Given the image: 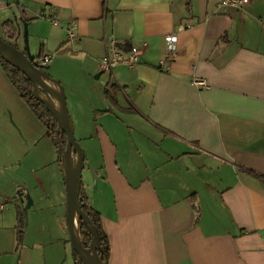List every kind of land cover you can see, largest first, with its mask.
I'll return each instance as SVG.
<instances>
[{"label": "crops", "instance_id": "crops-1", "mask_svg": "<svg viewBox=\"0 0 264 264\" xmlns=\"http://www.w3.org/2000/svg\"><path fill=\"white\" fill-rule=\"evenodd\" d=\"M221 2L0 0V36L20 49L26 28L31 56H49L45 73L64 88L107 264H264V0ZM108 37L140 47L139 63L102 73ZM46 131L0 67V155L8 140L20 160L0 170V264H74Z\"/></svg>", "mask_w": 264, "mask_h": 264}, {"label": "water", "instance_id": "water-1", "mask_svg": "<svg viewBox=\"0 0 264 264\" xmlns=\"http://www.w3.org/2000/svg\"><path fill=\"white\" fill-rule=\"evenodd\" d=\"M24 32V50L18 49L17 46L7 42L0 36V57L17 68L30 80L33 87L34 98L45 106L57 123L56 136L58 154L60 156L61 169L64 173L66 184V224L72 250L78 255L83 264H107L106 257L103 261L97 255V250L102 254H104V252L100 249L97 242L96 230L91 226L89 219L81 211L79 206L78 195L81 171L84 167V154L75 139L71 127L64 88L58 81L50 78L45 73L44 68L40 69L37 67L36 63L33 61L34 57L31 56L28 49L26 28ZM46 82L55 84L58 87V91H52ZM51 98L57 100L59 105L58 109L52 104ZM62 135L65 137L67 143L65 148L61 142ZM21 200H23L22 197ZM29 205L30 200L27 198L23 209L25 215ZM77 218L82 219L89 225L92 235L91 252H87L80 243Z\"/></svg>", "mask_w": 264, "mask_h": 264}, {"label": "trees", "instance_id": "trees-1", "mask_svg": "<svg viewBox=\"0 0 264 264\" xmlns=\"http://www.w3.org/2000/svg\"><path fill=\"white\" fill-rule=\"evenodd\" d=\"M15 23L12 21H7L3 23L2 28L5 31V37L7 39L12 40L16 34ZM33 61L36 63L37 67L43 69L37 62V58H34ZM0 67L3 69L12 85L15 87L17 92L19 93L21 99L27 104V106L32 110V112L36 115V117L45 125L47 129V136L52 138L54 143L55 131L57 129V123L51 113L45 108V106L37 101L34 98L33 87L30 80L22 74L17 68L10 65L6 61H4L0 57ZM61 142L63 147H66V139L62 135ZM56 145V143H55ZM57 146V145H56ZM79 206L81 211L86 215L89 219L91 226H93L96 230L97 234V242L99 244L100 249L104 252L102 254L99 250H97V255L104 261L105 257L107 259L110 251L109 241L107 239L106 234L104 233L101 217L98 212H96L89 204L88 198L83 192L82 188L79 189ZM78 220V232L79 239L82 247L87 251L91 252V244H92V235L89 229V225L86 224L82 219L77 218ZM26 228V215L24 212L19 211L18 213V226L17 230V245L18 248L22 243L24 230ZM73 261L74 264H83L78 255L72 250Z\"/></svg>", "mask_w": 264, "mask_h": 264}, {"label": "built area", "instance_id": "built-area-1", "mask_svg": "<svg viewBox=\"0 0 264 264\" xmlns=\"http://www.w3.org/2000/svg\"><path fill=\"white\" fill-rule=\"evenodd\" d=\"M250 0H222L221 5L228 6L230 8L239 9L242 6L247 5ZM53 20V19H52ZM57 24L56 21H52ZM78 39L77 36V26L76 24H71L68 28V41L75 42ZM176 41L173 36L167 37L166 42L172 44ZM105 44L107 47L106 53L103 57L99 59V69L102 73H111L112 70L118 66H129L133 67L137 65L142 56V49L137 46H132L129 50L124 51L123 46L114 40L112 37L105 39ZM50 61L49 56H44L38 62V64L44 68ZM193 84L197 87L206 89L208 88L207 83L204 80H195ZM55 143L57 145V136L55 131ZM58 148V146H57ZM2 209V204L0 203V210Z\"/></svg>", "mask_w": 264, "mask_h": 264}, {"label": "rangeland", "instance_id": "rangeland-1", "mask_svg": "<svg viewBox=\"0 0 264 264\" xmlns=\"http://www.w3.org/2000/svg\"><path fill=\"white\" fill-rule=\"evenodd\" d=\"M24 28V27H23ZM25 30H23V33H22V38L24 36V32ZM24 39V38H23ZM22 39V40H23ZM19 46L21 47L20 49L24 50L25 49V43H24V40L22 42V44H19ZM28 46H29V49H30V44H29V40H28ZM9 116V115H8ZM8 120L10 121L9 117H8ZM9 139H12V136L9 135L8 137ZM6 148H9V149H6ZM11 145L9 143L8 140H6V145L4 146V149L1 151V158H0V170L2 169H6V172H10L12 169V165H18L19 164V159L15 158L13 159L14 157H12V153H11ZM24 158V157H23ZM22 158V159H23ZM26 220H27V217H26ZM27 224V222H26ZM66 248H67V252L68 255L71 254L72 250H71V245H70V240H69V235L67 233V236H66Z\"/></svg>", "mask_w": 264, "mask_h": 264}]
</instances>
